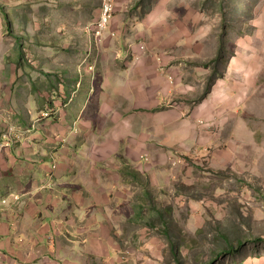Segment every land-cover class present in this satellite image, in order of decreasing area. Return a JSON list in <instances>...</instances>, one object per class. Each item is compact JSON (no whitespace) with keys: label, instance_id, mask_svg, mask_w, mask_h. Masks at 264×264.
I'll use <instances>...</instances> for the list:
<instances>
[{"label":"rangeland","instance_id":"rangeland-1","mask_svg":"<svg viewBox=\"0 0 264 264\" xmlns=\"http://www.w3.org/2000/svg\"><path fill=\"white\" fill-rule=\"evenodd\" d=\"M105 1L0 0V212L10 209L15 218L27 203L24 183L16 177L24 175L14 170L26 162L37 166L41 155L42 166L50 162L47 155L56 144L40 137L58 140L63 133L61 126L51 125L52 117L45 123L41 114L46 109L57 114L56 106L68 104L61 95L66 87L74 89L85 78L100 82L105 74L110 87L120 77L127 101H119L130 107L142 102L143 94L134 95L140 79L147 99L157 91L171 100L161 109L139 110L134 116L142 122L140 129L148 132L159 123L156 114L172 103L173 135L186 137L182 147L155 150L152 173L148 164L142 173L124 157V165H108L125 197L104 205L106 216L94 229L99 237L118 233L104 236L118 241L115 247L122 251L113 264H237L249 257L263 263L264 244L257 250L244 245L231 256L222 250V238L247 243L264 238V0H113L107 28L98 36ZM79 94L84 101L85 88ZM100 118L87 119L98 129ZM130 132L133 140L135 130ZM31 136L40 143L36 156L27 146ZM12 151L20 157H12ZM84 164L88 174L92 165ZM81 170L77 166L67 176H83ZM47 176L54 177L53 171ZM80 179L50 197L72 198ZM83 196L80 205L89 204ZM54 200L46 204L53 212L49 222L66 225L68 205L63 198L59 205ZM70 202L74 211L78 205ZM22 218L18 232L25 225ZM87 226L88 221L80 230L88 234ZM115 257L114 252L109 258Z\"/></svg>","mask_w":264,"mask_h":264},{"label":"crops","instance_id":"crops-1","mask_svg":"<svg viewBox=\"0 0 264 264\" xmlns=\"http://www.w3.org/2000/svg\"><path fill=\"white\" fill-rule=\"evenodd\" d=\"M126 65L127 67L130 65V68L133 67L132 64ZM139 69L142 70L144 67L141 66ZM138 74H140V78H143L142 72H138ZM117 75L119 76V74ZM157 78H159V75ZM100 80V82H95L94 78L91 80L85 78L82 82L78 80L76 82L78 85L74 89L68 86L61 93L62 98L65 101L68 100V104L59 108L56 106L57 102H54L57 107V109L55 108L57 114L53 113L54 117L52 116V118L54 120L51 121L52 118L46 119L45 123L51 121V123L55 122L56 125L61 126L60 134L63 133V136L58 138V140H53L47 135L40 137L41 139L45 137L49 143L53 141L56 144L50 150V154L47 155V159L50 162L42 166L43 156L41 155L42 158L38 159L37 166L26 162L25 166L18 167L14 170L16 174L20 173L24 175L16 177H18L17 179L20 185L24 183L23 188H26L25 195H27L28 199L24 209L20 214H16L15 218L13 211L11 212L10 209L8 213L1 209L0 264H91L95 260H103L101 264H113L115 260L120 258L119 255L122 254V251L115 247L116 244L119 245L118 241L116 242L114 240L115 242H112L105 237L109 235L115 237L118 233L114 235L110 231L103 238L101 237V233L100 237L98 236L97 228L94 229L97 226L96 221L98 223V218L106 216L104 211H102L104 205L109 206L115 203L113 201L114 199H118L120 202L124 201L123 189L118 188L120 184L116 185L115 183L119 176H114V178L111 176V167L114 168L115 166L117 168L116 165H122V161L125 158L129 164L135 165L137 169L142 167V173H144V164L150 166L146 167L148 170L153 167L152 163L157 148H175V145L182 147L186 136L182 132L180 134L181 136L178 135L176 138L173 135L176 124L170 121L172 117L176 116L174 104L171 103L169 105L171 106L170 108L167 106V110L160 112L159 115L156 114L155 119L160 116L159 123H155L150 128L151 131L148 130V132H146L148 128H145V130L140 129L142 122H137L138 116H134L139 110L143 111L149 108L161 109L160 107L163 106V103L171 101L165 97L167 93H164L165 95L163 96L161 95L162 93L160 94L154 91L157 96L154 99H150V97L147 99L146 95H148V92L142 93L139 79V83L137 81L139 89L134 92V95L140 96L143 94L142 102H139V106H133L131 104L129 107V105L124 106L121 103L122 101H119L122 98L124 102L127 101L125 95L120 90L122 88L120 77L116 79L114 86L111 85L110 87L107 86V83L110 81L107 78V74L100 78ZM82 88H85L86 97L84 101L81 100L79 94ZM74 104L75 106L73 107L72 105ZM120 106L122 111L119 110ZM168 110L170 111L167 115L168 117H165L163 113ZM84 117L86 118L83 119ZM98 117H101L100 120L102 123L101 127L97 129L96 124L87 118L96 119ZM111 118L113 119V123H109ZM171 125L175 126L173 130H171ZM137 129L140 131L138 132ZM132 130H135L136 136L133 140L130 138L133 136V133L130 132ZM118 131H121L120 134ZM31 139L32 141L27 146L32 150V155L36 156L34 147H39L40 143L34 141V139H38L35 136H31ZM115 139L118 141H115ZM21 141H23L24 148H26V140L23 139ZM81 143H83L82 146H80ZM12 153V157H20L15 156L14 151ZM86 161L92 165L88 174L84 164ZM11 163L13 165L16 164L13 161ZM21 163L25 162L22 161ZM112 164L113 166H108ZM54 165L57 166L55 170L52 169ZM74 165L76 167L82 166L81 174L83 176H67L70 172L72 173L73 169L76 172ZM106 166H108L107 169ZM7 169L1 174H4ZM22 169H25L26 172H23ZM50 170L53 171L54 177L47 176ZM150 173H152L151 170ZM114 175L117 174L115 173ZM100 176H109V178L102 180ZM79 177H81L80 180L82 182L80 187L83 190L79 187L78 190H75L72 198H70L76 203L75 206L78 205L74 207V211H72L71 200L67 199L69 198L68 196L64 197L62 194H59L56 200L50 197L54 191L60 192L64 187L71 188V180H77ZM21 181L23 182L21 183ZM117 188L119 194L115 195L114 191ZM85 193L88 195L87 198H89L90 202L89 204L80 205L79 201L85 198L83 196ZM60 196L68 205V207L65 205L63 213L66 225L58 222H49V219L53 216V212H50L46 204L54 200L53 203L59 205ZM76 210H80V212ZM79 213H83L84 215H81L82 217L79 218ZM22 217L25 219V225L22 222L21 224L24 226L23 230L20 228L21 230L18 232V219ZM58 218L61 219V217ZM14 219L17 220H15V223H12ZM86 221H88V234L84 230H80L82 224ZM28 224H31V226ZM20 235L22 237H19ZM77 240L81 243H74ZM81 245L84 248H80ZM114 252L117 254V257L110 259L109 257ZM261 258L263 257L260 255L259 259L264 261V258ZM263 263L261 262L259 264ZM237 264H254V259L249 257L242 263L238 262Z\"/></svg>","mask_w":264,"mask_h":264},{"label":"trees","instance_id":"trees-1","mask_svg":"<svg viewBox=\"0 0 264 264\" xmlns=\"http://www.w3.org/2000/svg\"><path fill=\"white\" fill-rule=\"evenodd\" d=\"M23 58H24V54H23ZM214 79L212 77V80H211V83H210V86L213 85L214 83ZM47 110V109H46ZM149 197L151 196V194L148 195ZM151 198V197H150ZM160 218V217H159ZM163 222L166 223L165 220H163ZM166 234L168 236V231H166ZM223 241L225 242V246L226 247H223L222 250H224L226 252L227 255H231V256H236V254H239L240 251H242L243 248H241L242 246L246 245L247 247H252V248H256V250L258 248H260V246L262 244H264V238L263 237H254L253 239H250V241H253L251 243H247L246 241H244L243 239H238L236 238L235 240L236 241H233L232 239L226 237L225 239L222 238ZM248 241V240H247ZM250 244V245H249ZM172 245V252L175 256V258H178V254H177V249H176V245L174 244H171ZM237 245V246H235Z\"/></svg>","mask_w":264,"mask_h":264},{"label":"built area","instance_id":"built-area-1","mask_svg":"<svg viewBox=\"0 0 264 264\" xmlns=\"http://www.w3.org/2000/svg\"><path fill=\"white\" fill-rule=\"evenodd\" d=\"M113 0H106L105 3H104V13H103V18L102 20L100 21L99 23V28H98V31H97V35L98 36H102L103 33H104V30L107 28V22H108V15L110 13H112L114 11V3L112 2ZM53 113L52 110L50 109H47L44 111V113L41 114V117L42 119H49L53 116ZM4 146L2 144H0V155H1V152H2V148ZM57 166L54 165V168H56Z\"/></svg>","mask_w":264,"mask_h":264},{"label":"clouds","instance_id":"clouds-1","mask_svg":"<svg viewBox=\"0 0 264 264\" xmlns=\"http://www.w3.org/2000/svg\"><path fill=\"white\" fill-rule=\"evenodd\" d=\"M98 26H99V25H98ZM98 28H99V27H97V31H98ZM103 34H104V33H103ZM5 139H6V138H5ZM0 141H4V140H3V139H2V140L0 139ZM0 144H1V142H0Z\"/></svg>","mask_w":264,"mask_h":264},{"label":"bare ground","instance_id":"bare-ground-1","mask_svg":"<svg viewBox=\"0 0 264 264\" xmlns=\"http://www.w3.org/2000/svg\"><path fill=\"white\" fill-rule=\"evenodd\" d=\"M53 170H55L56 168H54V166L52 167ZM52 171V170H51ZM16 198V197H15ZM6 199V198H5ZM11 203V202H10Z\"/></svg>","mask_w":264,"mask_h":264}]
</instances>
